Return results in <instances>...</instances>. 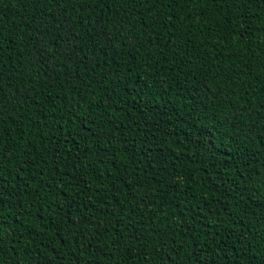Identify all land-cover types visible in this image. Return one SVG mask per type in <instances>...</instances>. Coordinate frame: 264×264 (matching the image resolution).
Masks as SVG:
<instances>
[{
    "label": "trees",
    "instance_id": "16d2710c",
    "mask_svg": "<svg viewBox=\"0 0 264 264\" xmlns=\"http://www.w3.org/2000/svg\"><path fill=\"white\" fill-rule=\"evenodd\" d=\"M0 264H264V0H0Z\"/></svg>",
    "mask_w": 264,
    "mask_h": 264
}]
</instances>
